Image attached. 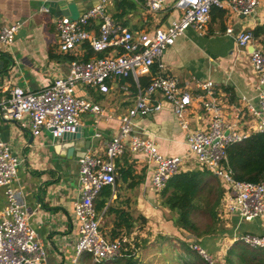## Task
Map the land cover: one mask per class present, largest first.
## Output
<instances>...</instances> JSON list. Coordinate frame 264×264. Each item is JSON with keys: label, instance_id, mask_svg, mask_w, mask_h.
I'll return each instance as SVG.
<instances>
[{"label": "built area", "instance_id": "2783aa9c", "mask_svg": "<svg viewBox=\"0 0 264 264\" xmlns=\"http://www.w3.org/2000/svg\"><path fill=\"white\" fill-rule=\"evenodd\" d=\"M111 0H97L76 19L58 16L54 19L59 51L73 52L68 72L46 87L31 91L19 86L9 90V96L0 99V117L28 128L33 136L48 131L59 139L74 133L81 126L84 113L104 116L102 108L89 97L76 96L78 85L106 92L108 82L131 78L135 87L133 103L119 116L118 131L106 144V158L86 153L78 158L79 195L73 202V213L78 221V236L71 264L89 253L94 262L120 256L127 250L139 253L136 243L142 232L138 227L108 238L100 230L101 216L96 211L95 199L105 186H114L116 158L125 152H142L154 164L152 190L160 194L167 182L180 173L185 164L214 174L222 190L217 216L226 223L232 215L242 221H264V170L256 181L236 179L227 161V148L248 138L252 133H264V48L255 38L252 29L235 30L227 24L224 32L235 39L239 50L253 46L248 52L258 90L255 102L246 96L241 100L252 116L254 126H240L239 112L228 119L223 110V93L210 79L193 76L181 81L166 72L161 61L165 50L187 28L204 32L213 9L226 16L254 15L261 0H178L181 17L168 25L151 30L133 32L116 23L106 13ZM147 9L157 12L164 8V0H142ZM45 11L48 8H44ZM20 22L0 27V47L13 42ZM97 26V33L93 27ZM88 44L94 55L77 57L76 49ZM98 53H103L98 56ZM148 81L142 84L141 78ZM127 89V88H125ZM160 96L168 102L179 126L186 130V152L181 156H165L157 148L153 136L137 121L162 108ZM199 103L206 117L203 129L190 127L189 112L193 103ZM22 160L13 154L9 145L0 139V187L4 188L5 204L0 212V264H45L47 252L29 222V212L20 191L12 185ZM140 232V234H139ZM138 236V237H137ZM264 250V235L244 232L233 239ZM189 248L208 264H228L225 257L213 256L198 242L188 238Z\"/></svg>", "mask_w": 264, "mask_h": 264}, {"label": "crops", "instance_id": "0c3cea01", "mask_svg": "<svg viewBox=\"0 0 264 264\" xmlns=\"http://www.w3.org/2000/svg\"><path fill=\"white\" fill-rule=\"evenodd\" d=\"M49 1L53 0H0V27L15 22L21 23L11 45L0 47V63L5 70H0V99L8 97L9 90L14 86L36 91L52 83L55 78L67 74L68 64L74 54L58 49L54 19L60 16V13L44 10L49 8ZM66 1L72 16H75L97 0ZM177 1L164 0L162 10L151 12L142 0H133V7L126 5L125 0H111L106 5V13L116 23L133 32L146 31L178 20L182 10ZM227 24H233L235 30L253 29L255 26L264 25V0L260 1L256 13L251 16H226L223 11L213 9L206 30L199 32L187 28L184 34L178 36L165 50L161 61L167 68L166 72L181 81L191 76L203 80L210 79L219 92L223 93L221 100L226 117L233 119L235 113L239 112L240 126L251 130L254 122L246 109V103L241 100L244 95L254 103L258 93L250 65L249 47L245 50L237 48L234 37L224 32ZM97 29V26L93 27L95 33ZM260 38L256 39L261 44ZM75 51L77 57L85 58V43ZM93 55L94 52L90 57ZM108 86L106 92L83 85H78L75 89L77 95L89 97L103 110L102 117L92 113L82 114L80 126L84 136L91 139L87 153L103 158H106L107 142L118 131L119 116L132 105L135 92L131 78L111 80ZM157 97L162 108L149 116L138 118L137 121L153 136L163 155H184L187 149L186 130L179 126L170 104L160 96ZM205 117L200 104L193 103L188 117L190 127L205 128ZM0 139L22 160L12 185L20 191L28 208L29 222L46 249L45 264H71L78 236V221L73 213V202L79 195L78 158H60V152L56 153L54 150L58 140L52 138L48 131L33 136L28 128L1 117ZM190 164H185L181 172L198 170ZM115 165V184L105 186L99 192L97 200L105 199L106 203L99 211L96 210L101 220H110L112 233L117 218L113 210H124L132 224L140 214L151 224L155 219L162 221L160 218L169 222L167 212L171 210L161 204L160 194L152 190L154 164L149 162L146 155L142 152L127 151L116 158ZM120 169L124 170L122 174ZM106 191H109L108 197L105 196ZM220 200L221 196L215 207L216 213ZM4 204V188L0 187V212ZM108 207L112 211L106 213ZM134 209L137 216L132 214ZM176 219L175 217L174 223ZM228 220L226 224L221 222L225 229L222 227L216 233L194 237L213 256L225 257L233 239L241 233L264 235V221L261 219L241 222L237 215H232ZM115 231L120 234L127 230ZM101 232L112 238L111 232L109 235L107 232Z\"/></svg>", "mask_w": 264, "mask_h": 264}, {"label": "trees", "instance_id": "16d2710c", "mask_svg": "<svg viewBox=\"0 0 264 264\" xmlns=\"http://www.w3.org/2000/svg\"><path fill=\"white\" fill-rule=\"evenodd\" d=\"M125 1H127L126 5L134 6L133 0ZM252 32L255 38L259 39L264 36V25L255 26ZM260 42L264 48V37L260 38ZM85 49V59H87L93 54V51L88 44H85ZM97 55L102 56L103 53ZM147 81V77L141 78L143 85ZM227 161L236 179L258 180L264 170V133H252L245 140L230 145L227 148ZM123 171L120 169L121 174ZM108 193L109 191L105 192L106 197L109 196ZM160 196L161 204L176 213L178 227L197 237L216 233L219 229L215 226L216 219L219 220L215 207L219 202L221 190L218 178L211 172L206 170L180 172L169 179ZM94 203L96 210L99 211L104 207L106 200H97L96 198ZM111 211L112 209L109 207L106 209V213ZM113 212L117 218L111 237L115 238L119 235L115 231L116 229L122 230L126 227L127 232H130L133 224L129 221L127 213L124 210H113ZM201 217L206 219V223L199 222ZM202 224L204 225L201 226ZM170 240L173 251H177L180 255L178 257V260L181 261L180 264H208L183 240L178 238H170ZM139 244L138 241L137 248H140ZM225 257L229 264H264V250L249 246L240 240L232 243ZM84 261L90 264H142L132 249L123 252L120 256L100 262H94L92 256L85 253L80 257L78 264H84Z\"/></svg>", "mask_w": 264, "mask_h": 264}, {"label": "rangeland", "instance_id": "374dc122", "mask_svg": "<svg viewBox=\"0 0 264 264\" xmlns=\"http://www.w3.org/2000/svg\"><path fill=\"white\" fill-rule=\"evenodd\" d=\"M76 96H79V95L76 94ZM158 209H161V208H158ZM132 214H134L135 216L138 215L135 209L132 210ZM167 214H168L167 218H169L167 221H169L170 223L164 222L163 219L160 218L162 221H158L155 219L153 224H151V223H148L147 222L148 219H146L141 214L135 219V223H133L132 228L138 227L139 231H141L143 234V236L139 235L141 237L137 239L140 242L139 244L140 248H139V253L136 255L137 257H139V262H141L142 264H180L181 261L178 260V257L180 255H178L179 253L177 251H173L172 241L170 240V238L171 239L178 238V239L183 240L184 243H186V239L197 237L191 232H188L185 229L176 226L177 221L174 223V218L176 217L175 212L171 211L169 213L167 212ZM228 221L229 220H227V222ZM199 222L206 223V219L201 217L199 219ZM203 225L204 224H202L201 226ZM215 226L216 228H219L217 230L218 232L223 227V223H221L219 220L216 219ZM243 228L244 227L242 226V229ZM100 229L103 232H107L108 235L110 234V232L111 234H113L112 225L110 223V220L107 218L101 220ZM223 229L225 228L223 227ZM123 230H127V228L124 227ZM233 260L236 261V259L234 258ZM84 264H90V263L84 261Z\"/></svg>", "mask_w": 264, "mask_h": 264}, {"label": "water", "instance_id": "95a60500", "mask_svg": "<svg viewBox=\"0 0 264 264\" xmlns=\"http://www.w3.org/2000/svg\"><path fill=\"white\" fill-rule=\"evenodd\" d=\"M49 5L48 10L52 12H59L60 16H65L69 19H76L84 10L75 16H72V12L69 10V3L66 0H53L47 3ZM253 46L249 47L248 50L251 51ZM0 70L2 69V64L0 63ZM57 143L54 145L55 152L58 151L60 158H72L73 156L79 158L84 156L91 144V139L86 138L83 133L82 128H78L74 133H66L61 138L57 139ZM62 151H65L63 154ZM57 153V152H56ZM55 153V154H56ZM62 153V154H61Z\"/></svg>", "mask_w": 264, "mask_h": 264}]
</instances>
